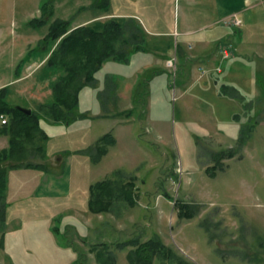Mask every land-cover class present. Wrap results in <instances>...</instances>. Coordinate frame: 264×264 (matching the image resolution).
<instances>
[{
	"label": "rangeland",
	"instance_id": "1",
	"mask_svg": "<svg viewBox=\"0 0 264 264\" xmlns=\"http://www.w3.org/2000/svg\"><path fill=\"white\" fill-rule=\"evenodd\" d=\"M160 1L167 5V0ZM185 1L176 3L180 26ZM96 2L0 0V89L8 87L12 105L42 112L40 104L52 100L50 82L58 73L49 76L45 67L49 24H32L34 17L45 16L42 11L50 7L54 17L73 19L72 27L90 24L99 29L114 9L144 7L142 0H111L108 8H99ZM199 9L197 4L188 6L195 15ZM254 11L264 24V3ZM231 20L243 22L236 15ZM137 52L128 62L110 59L118 68L111 62L102 67L96 76L105 79L88 89L95 114H121L135 107L131 117H93L92 111L71 125L42 120L51 135L45 146L52 153L50 168H8L7 192L0 197L5 206L0 214V264H85L84 252L87 264H101L96 250L106 244L104 252L114 257V264H131L128 254L136 246L120 243L155 234L172 253L155 255L154 264H264V61L240 52L241 75L229 76L225 69L202 79L198 62L184 60L180 65L175 59L172 67L166 60V68L156 63L134 73L146 59L138 63ZM106 71L116 81L121 79L118 92L111 91ZM134 78L143 86L142 81L155 79L154 94L147 88V93L138 92L137 100H131ZM85 107L87 103L80 105V112ZM3 118L7 115H1L0 122ZM109 132L118 141L106 144L107 154L92 167L90 147ZM5 140L7 135L0 138V148ZM40 143L27 142L32 152L27 160L42 162L36 150ZM231 149L233 156L217 160L218 153ZM56 151L65 159L61 167ZM54 166L62 175L55 174ZM54 176L59 187L42 186L46 180L55 185ZM103 179L120 182L117 185L134 181L136 202L115 198L107 212L89 211V186ZM182 203L193 207L192 216L180 215Z\"/></svg>",
	"mask_w": 264,
	"mask_h": 264
},
{
	"label": "trees",
	"instance_id": "2",
	"mask_svg": "<svg viewBox=\"0 0 264 264\" xmlns=\"http://www.w3.org/2000/svg\"><path fill=\"white\" fill-rule=\"evenodd\" d=\"M96 1L100 2L99 8L111 6V0ZM93 4L94 6L96 5L95 3ZM47 9L42 11L45 16L34 17L32 24L34 23L36 26L49 24V31L45 40L50 42V46L47 50L49 55L46 59L45 67H48L49 76L58 73V76L52 78L50 82L52 100L40 104L43 107L41 108L42 112L26 106L32 109V113L27 114L18 108V104L12 105L9 102L8 87L0 89V116L7 115V121L5 123L0 122V137L7 135L9 138V145L0 150V197L2 198L8 188V168L33 166L46 169V165L43 162L27 160L28 156L32 154L31 151H28V141L32 142L40 139L41 143L36 150L41 152L42 158L47 156L45 146L51 135L43 127L42 120L69 123L71 125L76 119L88 116L87 113L79 110L80 92L86 86L96 84V73L102 68L103 64L109 59L128 62L134 51L146 48L143 45L142 27L135 18H127L123 23L116 21V19H110L105 22L103 29L97 30L89 25L72 27L73 19L54 17L55 13L52 9L50 10V7ZM146 80L142 81V84L146 86L139 85V82L135 86L133 101L137 100L135 96L138 92L147 93ZM134 108L131 107L121 114L131 117ZM121 114L118 115L122 116ZM116 140L110 132L99 138L95 145L90 147L93 162H99L108 152L106 144L116 143ZM234 154V150L231 149L218 153L216 157L219 161L226 155L231 157ZM222 163L221 165L216 163L212 168L215 169L217 165L224 167ZM119 183L112 179H103L92 183L88 200L89 210L98 213L107 212L113 207V199L115 198H124L134 204L136 202L133 198L134 181L117 185ZM176 203L178 204L177 201ZM0 206V214H3L5 206L2 201H0ZM181 209L180 215L192 216L194 214V209L190 204L182 203ZM129 243H133L136 246L135 250L128 254V260L131 264H154L153 257L155 255L159 254L168 257L172 253L171 247L164 243L157 234L143 241L139 238H134V240L121 242L120 247H124ZM105 246L107 247L108 245H103V249L96 250L95 244H92L91 249L96 250L95 256L101 264H114V257L104 252L106 251ZM86 253L84 252L83 254L85 264H87ZM106 258H110V262L106 263Z\"/></svg>",
	"mask_w": 264,
	"mask_h": 264
},
{
	"label": "crops",
	"instance_id": "3",
	"mask_svg": "<svg viewBox=\"0 0 264 264\" xmlns=\"http://www.w3.org/2000/svg\"><path fill=\"white\" fill-rule=\"evenodd\" d=\"M185 1V0H184ZM187 1V2H186ZM185 7L182 9L184 11V21L183 24H176V3L177 0H167L166 6L163 2H157V0H142L144 7H140L137 10H117L114 9L111 13L112 16L110 19H116V21L123 23L127 18H135V20L141 24L143 30V45L146 46L144 49H140L137 52L138 63L141 59H145V62L140 65V69L135 70L134 73L140 72L141 69H148L157 66L156 63H160L165 67V61L167 59L174 58L180 65H183L184 60L187 62H198V70L202 71L199 77L202 79L207 77L209 73L213 71H217L218 73H224L225 69L229 76L235 77L237 74L241 75V66L239 64L240 57L238 54L240 52L247 55H258L260 60L264 61L263 50H264V24H260V21L257 19L259 16L256 14V11L252 12V9L260 8L264 3V0H186ZM125 3L126 0H123ZM180 2V0H179ZM161 3V4H160ZM139 4V5H140ZM159 4V5H158ZM194 4L200 6L199 11L196 15L193 11L188 10V6L191 7ZM180 6V5H179ZM242 19V23L239 25L231 20L234 16ZM228 20V21H226ZM90 25V24H89ZM90 27L94 28V26L90 25ZM104 27V26H103ZM100 26L99 29H103ZM95 29V28H94ZM226 50V52H224ZM139 53V54H138ZM143 53H146L143 55ZM140 54L142 56H140ZM146 56H150L147 58ZM134 59V57H133ZM43 60V59H42ZM116 60V59H113ZM112 60H107L103 64V68L106 67L108 63ZM112 68H118L117 62H111ZM179 65V67H180ZM195 65V64H194ZM166 68V67H165ZM112 72L115 73L114 69H111ZM118 72V71H116ZM124 72V71H121ZM193 72V67L191 69V73ZM98 72L96 73V75ZM108 71H106V80H111L113 83V87L111 91H119L120 88V80L116 81V76H107ZM161 75V74H160ZM160 75H157L155 79L159 80ZM193 75V74H192ZM98 76V75H97ZM96 76V77H97ZM135 76V74H134ZM110 77V78H109ZM198 77V78H199ZM105 79V78H104ZM99 79L97 80H104ZM147 79L146 84L149 88V93L151 95L154 94V80ZM197 78L194 79L192 83H194ZM215 82L217 80L215 79ZM156 83V82H155ZM257 83V80H256ZM138 80L134 78L133 82L130 84L131 95L130 99L133 98V91L135 86H137ZM91 85L86 86L80 92V105L86 106L81 110L83 113L89 114L93 111L92 101L94 102L91 92H88V89H91ZM118 88V89H117ZM88 92V93H87ZM119 94V93H118ZM110 98V95L107 96ZM119 99V96H118ZM117 99V101H118ZM106 100H109L106 98ZM113 101L116 102V96L114 100V96L112 97L111 103ZM85 103V104H84ZM110 103V102H109ZM96 110L98 109L97 104L94 105ZM129 109V107L127 108ZM124 109L123 111L127 110ZM88 110V111H87ZM122 111V112H123ZM91 113L93 117H121L116 114L109 115H98ZM143 113L147 114V110H143ZM1 136L0 138L4 137ZM118 141V140H116ZM9 145V138L7 136V140H5L4 145L0 148H5ZM92 146V145H91ZM59 154L60 162L59 167L64 165L65 159L63 154L60 155L61 151L54 152ZM51 152L47 151V156L42 158V162L46 165L45 171L50 168L51 162H49ZM90 157L91 166L98 162H93L92 155ZM55 167V174L62 175L61 172ZM93 167V166H92ZM26 168V167H25ZM52 168V167H51ZM61 172V173H60ZM47 173V172H46ZM45 173V174H46ZM59 176V175H58ZM56 176V177H58ZM55 178V176H54ZM57 180V178H55ZM11 183V181H10ZM43 184V182H42ZM63 184V183H62ZM60 186L59 181L55 185L50 184L47 180L45 184L42 186ZM91 185V184H90ZM39 186V190L42 187ZM64 187L67 192L71 193L70 186L68 183H64ZM61 188V187H60ZM37 190V193L38 191ZM50 190V189H49ZM90 190V186H89ZM45 194V193H44ZM90 198V191H89ZM89 198H87L89 200ZM88 204V201H87ZM88 206V205H87ZM89 209V208H88ZM90 211V210H89Z\"/></svg>",
	"mask_w": 264,
	"mask_h": 264
},
{
	"label": "water",
	"instance_id": "4",
	"mask_svg": "<svg viewBox=\"0 0 264 264\" xmlns=\"http://www.w3.org/2000/svg\"><path fill=\"white\" fill-rule=\"evenodd\" d=\"M18 108L21 109L22 111H24L27 114L32 113V109L29 108V107H25V106H22V105H18Z\"/></svg>",
	"mask_w": 264,
	"mask_h": 264
},
{
	"label": "built area",
	"instance_id": "5",
	"mask_svg": "<svg viewBox=\"0 0 264 264\" xmlns=\"http://www.w3.org/2000/svg\"><path fill=\"white\" fill-rule=\"evenodd\" d=\"M237 24H240V20H238L237 22H236ZM167 64L169 65V66H173L174 65V59H169L168 61H167ZM3 123H5L6 121H7V119L6 118H3Z\"/></svg>",
	"mask_w": 264,
	"mask_h": 264
}]
</instances>
